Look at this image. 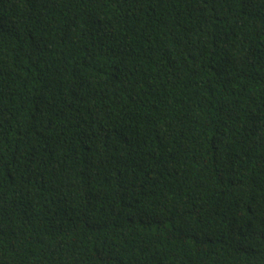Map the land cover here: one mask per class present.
<instances>
[{
	"label": "trees",
	"instance_id": "1",
	"mask_svg": "<svg viewBox=\"0 0 264 264\" xmlns=\"http://www.w3.org/2000/svg\"><path fill=\"white\" fill-rule=\"evenodd\" d=\"M0 264H264V0H0Z\"/></svg>",
	"mask_w": 264,
	"mask_h": 264
}]
</instances>
